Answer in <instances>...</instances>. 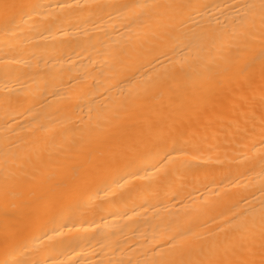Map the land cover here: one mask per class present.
<instances>
[{
    "label": "bare ground",
    "instance_id": "bare-ground-1",
    "mask_svg": "<svg viewBox=\"0 0 264 264\" xmlns=\"http://www.w3.org/2000/svg\"><path fill=\"white\" fill-rule=\"evenodd\" d=\"M0 264H264V0H0Z\"/></svg>",
    "mask_w": 264,
    "mask_h": 264
}]
</instances>
